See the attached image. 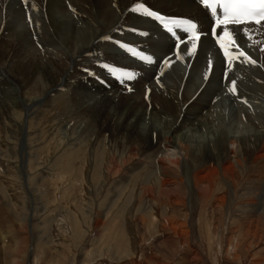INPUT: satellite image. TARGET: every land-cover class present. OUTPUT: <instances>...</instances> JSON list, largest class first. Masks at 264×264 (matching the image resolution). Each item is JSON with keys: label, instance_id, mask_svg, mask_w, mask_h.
<instances>
[{"label": "bare ground", "instance_id": "bare-ground-1", "mask_svg": "<svg viewBox=\"0 0 264 264\" xmlns=\"http://www.w3.org/2000/svg\"><path fill=\"white\" fill-rule=\"evenodd\" d=\"M12 15L35 25L17 31ZM217 15L198 0H0V60L9 68L0 66V115L39 98L67 104L97 129L92 153L109 138L91 176L152 170L143 194L175 185L180 168L190 191L212 190L219 174L236 184L241 160L261 163L253 172L264 186V22L224 26ZM157 16L192 20L199 39L167 33ZM225 31L235 41L227 54ZM206 159L214 165L204 171Z\"/></svg>", "mask_w": 264, "mask_h": 264}, {"label": "rangeland", "instance_id": "rangeland-1", "mask_svg": "<svg viewBox=\"0 0 264 264\" xmlns=\"http://www.w3.org/2000/svg\"><path fill=\"white\" fill-rule=\"evenodd\" d=\"M14 21L17 31L35 25ZM0 66L8 73L5 60ZM37 100L0 115V264H264V186L253 172L260 162L241 160L240 182L219 174L201 193L180 168L169 178L176 186L143 194L157 179L152 170L136 169V158L128 177L91 176L98 157L107 160L109 138L94 155L95 127L61 101L49 108ZM212 165L206 159L200 169Z\"/></svg>", "mask_w": 264, "mask_h": 264}, {"label": "snow or ice", "instance_id": "snow-or-ice-1", "mask_svg": "<svg viewBox=\"0 0 264 264\" xmlns=\"http://www.w3.org/2000/svg\"><path fill=\"white\" fill-rule=\"evenodd\" d=\"M201 2L212 11L213 15H216L217 6L223 8V19L217 16L218 25L227 26L228 24H246L252 22L261 24V22H264V0H201ZM140 9H143L149 16L156 15L144 8L143 5H140L137 10ZM156 18L163 19L159 16ZM171 30L170 28L169 31ZM187 30L192 32L194 40L199 39V34L196 33V25L194 23L188 22ZM229 45H235V41L232 39L231 33L225 31V37L220 41V46L225 50V54L228 52ZM233 90H235L234 85Z\"/></svg>", "mask_w": 264, "mask_h": 264}]
</instances>
